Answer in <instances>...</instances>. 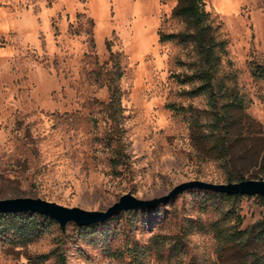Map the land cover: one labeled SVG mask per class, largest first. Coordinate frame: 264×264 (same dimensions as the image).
Returning a JSON list of instances; mask_svg holds the SVG:
<instances>
[{"label":"rangeland","instance_id":"rangeland-1","mask_svg":"<svg viewBox=\"0 0 264 264\" xmlns=\"http://www.w3.org/2000/svg\"><path fill=\"white\" fill-rule=\"evenodd\" d=\"M177 4L0 0V200L42 199L106 211L126 194L151 200L190 181L264 180V81H254L248 67L251 61L264 65V0H205L228 41L222 75L251 100L231 131V166L198 140L206 129L190 123V108L206 122L207 99L184 95L190 87L177 80L185 72L178 60H187V50L160 42L161 32L183 29L172 18ZM110 51L124 71L122 140L112 147L108 88L92 74L109 67ZM121 147L126 163L114 170L110 159ZM198 202L199 193L187 190L156 210L115 214L87 231L69 223L62 233L57 222L48 223L32 238L0 223V264H61V258L65 264H131L121 252L146 246L155 233H175L176 221L164 223L175 210L205 224L218 217L199 211ZM240 214L247 229L264 216V203L246 196ZM218 248L210 233L189 237V258L201 263H219ZM136 264L167 261L149 252Z\"/></svg>","mask_w":264,"mask_h":264},{"label":"trees","instance_id":"trees-1","mask_svg":"<svg viewBox=\"0 0 264 264\" xmlns=\"http://www.w3.org/2000/svg\"><path fill=\"white\" fill-rule=\"evenodd\" d=\"M177 1L172 18L180 20L183 29L172 33L161 32L160 42H175L187 50V60H178L179 66L185 68V72L177 75V80L181 85L190 87L183 91L184 95L190 98L204 96L207 99V110L203 111L206 122H202L199 111L190 108L194 111L190 123L193 127L206 129L198 135V140L213 157L231 166L233 163L231 131L237 124V114L244 112L250 106L251 100L237 89L230 88L228 76L222 75L223 60L229 54L228 41L221 35V26L215 24L211 14L206 10L205 0ZM108 49L110 50L109 45ZM108 66L107 69L101 68L92 74L96 80L104 81L108 88L109 102L105 107L111 122L108 145L112 147L113 143H120L122 140L123 114L119 83L124 71L119 55L111 51ZM248 67L254 81H264L263 64L251 61ZM260 99L264 101V93ZM171 107L175 112L178 111L174 106ZM126 159L127 155L122 147L116 148L110 159L112 168L118 169L126 163ZM262 178L260 175L252 177L254 180H263ZM243 180L246 179L242 176L237 179L231 177L228 182ZM189 190L199 193V211L203 213L214 211L218 217L205 224L200 218L181 217L175 210L164 221L165 224H173V220L176 221L175 233H155L146 246L128 245L121 255H127L131 259V264L143 262L149 252H154L161 260L165 259L167 264H264V216L249 228L242 229L244 218L240 214V202L246 196L197 188ZM254 197L264 203V197ZM131 211L133 210L117 214L127 215ZM6 222L8 229L22 237L32 238L37 235L36 230L43 227L42 225L56 221L41 214L20 212L1 214L0 223ZM91 227L78 228L87 231ZM193 233H210L214 236L219 244L217 252L219 263H201L196 257L189 258V237ZM61 264H65L64 258H61Z\"/></svg>","mask_w":264,"mask_h":264},{"label":"water","instance_id":"water-1","mask_svg":"<svg viewBox=\"0 0 264 264\" xmlns=\"http://www.w3.org/2000/svg\"><path fill=\"white\" fill-rule=\"evenodd\" d=\"M192 188L212 190L228 195L264 197V180L249 179L225 184H212L196 180L182 183L168 194L151 200H141L132 194H126L106 211H85L80 208H66L42 199L16 198L0 200V215L20 212L37 213L52 218L59 224L61 230L65 231L69 223H74L78 227L91 226L103 222L121 211L154 208L160 204H165Z\"/></svg>","mask_w":264,"mask_h":264}]
</instances>
